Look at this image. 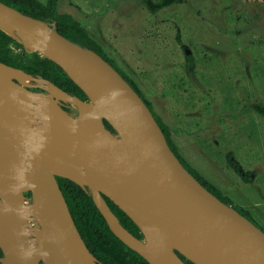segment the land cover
<instances>
[{
  "label": "water",
  "instance_id": "95a60500",
  "mask_svg": "<svg viewBox=\"0 0 264 264\" xmlns=\"http://www.w3.org/2000/svg\"><path fill=\"white\" fill-rule=\"evenodd\" d=\"M0 29L59 65L87 96L0 62L7 73L0 72V200L12 212L10 222L0 220L1 264H100L57 177L86 189L113 234L149 264H186L180 255L194 264H264V231L187 169L147 104L107 60L2 1Z\"/></svg>",
  "mask_w": 264,
  "mask_h": 264
},
{
  "label": "rangeland",
  "instance_id": "374dc122",
  "mask_svg": "<svg viewBox=\"0 0 264 264\" xmlns=\"http://www.w3.org/2000/svg\"><path fill=\"white\" fill-rule=\"evenodd\" d=\"M57 10L136 82L184 161L264 229V119L248 110L264 97V0H181L155 14L143 0H60ZM177 33L202 64L185 62ZM229 152L253 183L227 167Z\"/></svg>",
  "mask_w": 264,
  "mask_h": 264
},
{
  "label": "trees",
  "instance_id": "16d2710c",
  "mask_svg": "<svg viewBox=\"0 0 264 264\" xmlns=\"http://www.w3.org/2000/svg\"><path fill=\"white\" fill-rule=\"evenodd\" d=\"M0 1L14 7L23 14L43 20L47 23H53L55 29L61 35L81 45L82 47L94 50L107 60L128 81V83L136 90V92L147 104L156 121L163 130L170 148L187 167V169L201 182V184H203L220 200L233 206L236 210L262 229V227L252 218L248 211L244 210L240 206L232 205L229 198L223 196L218 189L212 187L184 161L171 140L169 127L153 111L152 105L147 100L140 87L134 80L127 77L118 68L115 61L105 53L103 47L90 35V32L83 27L78 20L74 19L68 13L58 12L57 6L60 0H45V2L41 0ZM180 1L181 0H143V3L151 13L155 14L160 10L171 7ZM176 41L184 51L186 63L194 62L198 65L204 62L203 59L196 58L192 52H188V48L181 40L180 33L176 34ZM0 62L32 76L49 80L69 94L79 97L82 100H87L85 93L69 78L59 65L38 52H28L22 43L2 29H0ZM180 66L183 67L184 64H180ZM178 83L180 86L187 85L189 89L190 82L186 77H181ZM248 104L251 105L248 107L249 111L264 119V97L256 98L252 102H248ZM243 107L247 108V104ZM242 112L245 111L242 110ZM104 122L107 128L114 132L111 125L107 121ZM235 156L234 152H229L226 155L227 167L232 169L244 184L253 183L255 174L247 168V165L242 158ZM57 181L81 237L90 252L97 258L100 264H149L142 256L113 234L105 218L97 209L92 199V195L86 189L66 178L57 177ZM30 196L31 194L28 193L27 197L29 198ZM106 201L119 222L133 235L142 239L143 235L141 234L140 229L131 220V218H129V216L109 198H106ZM262 230L264 231V229ZM1 255L2 251L0 249V256ZM180 257L186 262V264H194L187 260L184 256L180 255Z\"/></svg>",
  "mask_w": 264,
  "mask_h": 264
},
{
  "label": "bare ground",
  "instance_id": "6f19581e",
  "mask_svg": "<svg viewBox=\"0 0 264 264\" xmlns=\"http://www.w3.org/2000/svg\"><path fill=\"white\" fill-rule=\"evenodd\" d=\"M0 72L3 73L4 75L7 74L6 70L3 68H0ZM14 74H18L19 76H21L20 77L21 81L23 82L28 81L26 78L23 77L22 73L19 71H15ZM89 111H91V109H89ZM11 218H12V212H10L7 209V206L5 205V203L2 200H0V220L10 222Z\"/></svg>",
  "mask_w": 264,
  "mask_h": 264
},
{
  "label": "flooded vegetation",
  "instance_id": "af4514ba",
  "mask_svg": "<svg viewBox=\"0 0 264 264\" xmlns=\"http://www.w3.org/2000/svg\"><path fill=\"white\" fill-rule=\"evenodd\" d=\"M61 104H63L64 108H65L66 110H68V111H69L68 104H65V103H61ZM69 112H70V111H69Z\"/></svg>",
  "mask_w": 264,
  "mask_h": 264
}]
</instances>
